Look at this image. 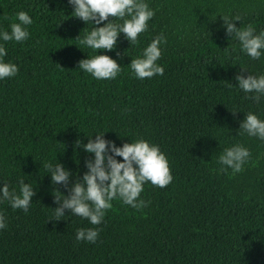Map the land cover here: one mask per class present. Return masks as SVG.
<instances>
[{
    "label": "trees",
    "instance_id": "obj_1",
    "mask_svg": "<svg viewBox=\"0 0 264 264\" xmlns=\"http://www.w3.org/2000/svg\"><path fill=\"white\" fill-rule=\"evenodd\" d=\"M149 4L155 15L138 43L129 46L120 34L115 50L105 53L117 59L121 73L96 80L76 68L91 50L75 46L81 47L74 39L85 25L69 16L67 0H0V27L7 29L20 10L33 19L23 44L6 43L5 60L19 71L0 81V179L12 187L23 176L36 187L27 213L0 204L7 216L0 264H264V141L236 135L243 112L264 118V100L256 104L225 82L235 84L239 68L264 72V56L253 60L240 52L219 16H240L242 26L259 31L264 0ZM161 33L164 74L134 78L126 55L134 57ZM93 131H106L117 146L138 136L158 144L173 180L164 188L145 184L147 207L113 201L100 225L67 210L56 218L53 188L66 190L50 183L43 163L57 156L78 177L88 157L73 142H87L83 133ZM233 143L251 152L235 174L217 163ZM79 227L98 228L97 241H76Z\"/></svg>",
    "mask_w": 264,
    "mask_h": 264
},
{
    "label": "clouds",
    "instance_id": "obj_2",
    "mask_svg": "<svg viewBox=\"0 0 264 264\" xmlns=\"http://www.w3.org/2000/svg\"><path fill=\"white\" fill-rule=\"evenodd\" d=\"M67 3L72 8L69 16L78 18L85 25L82 28L83 35L80 30L74 39L81 47L74 45L83 52L85 48L91 50L86 52V58L77 62L76 68L96 80H115L122 66L117 63V59L105 53L115 50L120 34H123L129 46L138 43L139 35L148 30V22L155 15L149 0H67ZM219 16L226 37L228 40L235 39L240 52L253 60H260L264 56V28L258 31L250 23L242 26L240 16ZM235 21L240 22L239 26H236ZM32 24L33 19L29 13L20 10L15 13V21L7 29L0 27V81L15 77L19 71L17 63L5 60L8 54L6 43L14 41L23 44L29 38V26ZM87 25L91 27L87 28ZM166 43V36L161 33L154 36L134 57L125 54L129 47L125 49L124 55L130 57L127 64L129 74L138 80L162 76L164 66L158 61ZM116 56L119 57L120 53L117 52ZM245 72L247 75H243ZM234 79L235 84L225 81L226 86L239 89L246 99L256 104L264 100V72L253 74L246 68H239ZM243 114L236 135L246 134L250 138L264 141V118L253 111ZM105 132L93 131L90 135L83 133L87 142L79 138L73 142L74 150H82L88 157L83 162L86 170L78 177L64 163L59 162L57 156L54 162L43 163L50 183L53 186L62 185L66 190L65 194L53 188L56 206L51 209L56 218L64 217L67 210L68 216H78L91 225H100L113 201L119 200L121 204L134 209L147 207L149 202L141 197L145 184L164 188L173 180L167 156L158 144L138 136L117 146L114 141L104 137ZM250 156L249 148L241 143H233L223 148L217 163L220 171L230 169L235 174L243 170ZM117 157L122 159L118 160ZM35 189L23 176L18 177L12 187L0 179V204L7 202L13 210L27 213ZM6 228L7 216L0 211V230ZM98 236L99 229L96 227L75 229L76 241L94 243Z\"/></svg>",
    "mask_w": 264,
    "mask_h": 264
}]
</instances>
